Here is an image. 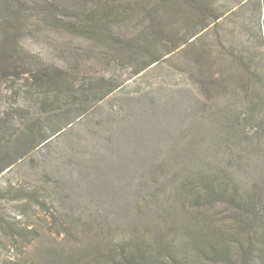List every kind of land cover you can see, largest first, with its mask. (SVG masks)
<instances>
[{
    "label": "rangeland",
    "instance_id": "374dc122",
    "mask_svg": "<svg viewBox=\"0 0 264 264\" xmlns=\"http://www.w3.org/2000/svg\"><path fill=\"white\" fill-rule=\"evenodd\" d=\"M33 1L28 0L32 9L18 11L19 44L47 63L74 70L77 91L51 109L15 96L19 114H31L51 136L0 174V218L13 230L7 234L0 227V263L17 261L35 246L81 249L85 236L100 240L103 249L123 238H141L154 248L158 234L178 258L193 260L195 239L187 229L199 228L197 211L217 226L231 224L226 202L193 204L191 186L203 178L231 181L264 217V0L241 6V0H210L224 13L218 22L193 46L182 45L134 76L127 54L117 55L106 41L77 37L62 25L72 10L86 12L94 0H58L59 19L39 15ZM117 1L156 6L155 0ZM148 8L124 23L126 35H133L135 24H157L161 15L173 13L166 7L148 13ZM198 21L194 16L185 25ZM203 48L212 57L229 60L234 54L251 66L257 82L248 84L244 99L234 93L236 85L214 89L211 98L201 93L200 68L192 62ZM207 61L201 59L208 77L227 76L234 68L223 60L211 66ZM116 84L122 86L101 97ZM6 91L1 83L0 96ZM20 188L35 189L42 205L16 200ZM86 259L79 254L75 264Z\"/></svg>",
    "mask_w": 264,
    "mask_h": 264
},
{
    "label": "trees",
    "instance_id": "16d2710c",
    "mask_svg": "<svg viewBox=\"0 0 264 264\" xmlns=\"http://www.w3.org/2000/svg\"><path fill=\"white\" fill-rule=\"evenodd\" d=\"M94 1L93 4H88L86 12L78 13L72 10L74 15L62 22V25L77 37L106 41L107 47H111V51L117 55L127 54L134 63L131 76L157 64L182 45L193 46L204 36L210 23L218 22L224 14L210 0H155L156 6L153 9L131 1ZM247 1L241 0L238 6ZM33 3L39 15L59 19L58 0H34ZM157 7H166L173 13L161 15L157 24L144 20L135 24L132 36L125 34L124 23L134 14L144 12V8H148V13H157ZM24 9H32L28 0H21L20 6L9 5L7 0H0V85L3 83L8 87V91L0 96L3 106L0 111V174L5 170L9 171L17 160L39 147L51 136L40 128L39 122L30 118L31 114H25L24 110L19 114L17 109L20 104L18 105L15 96H18L21 102L39 103L43 109H51L57 107L56 104L63 95L69 99L75 98L77 91L74 89L77 79L74 70L69 72L70 68L47 63L39 57V53L24 52L20 46L22 24L19 12ZM5 12L11 13L10 16L5 17ZM189 14L190 17L185 18ZM194 16L199 19L198 25H185L192 21ZM225 47L227 48L226 45ZM211 54L210 49L203 48L195 55L194 61L192 60L193 66L200 68L196 83L201 93L206 98H211L214 89L236 85L239 89L234 93L239 91L238 95L244 99L242 94L246 95L248 84L253 78L257 82L251 66L244 64L234 54L229 60L222 56L212 57ZM202 58L208 60L205 62L207 66L223 60L228 66L234 65V68L226 70L227 76L210 73L208 77L202 71L205 67L201 66ZM236 62L240 66H237ZM121 86L122 84L110 86L101 97ZM60 130L57 129L54 134ZM18 191H22V194L16 196V200L34 201L39 205L44 202L40 200V195L35 189L29 193L23 188L17 189ZM190 192L191 200L197 206L203 203L226 202V213L231 218L230 226H217L213 219L210 221L209 217H205L204 212L197 211L201 217L199 228L187 229L190 237L195 239V249L191 245L196 251L193 260L178 258L171 246L165 247L162 244V236L158 234V244L154 248L141 238H123L117 241L113 248L108 246L103 249L100 240L92 242L89 236H85L87 243L81 249L57 251L35 246L31 251L24 250L20 255L21 259H9L0 264H75L79 254H85V258H88L82 261L83 264H264V217L252 199L239 193L231 181L213 178L200 179L191 186ZM261 208L264 211V208ZM0 227L9 234L8 229L11 226L2 218ZM63 231L68 233L70 230L63 226ZM10 234H13L11 229ZM164 250L167 255L161 254Z\"/></svg>",
    "mask_w": 264,
    "mask_h": 264
}]
</instances>
